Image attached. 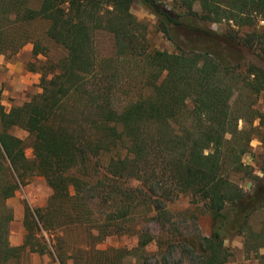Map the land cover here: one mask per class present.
Masks as SVG:
<instances>
[{
    "label": "trees",
    "instance_id": "trees-1",
    "mask_svg": "<svg viewBox=\"0 0 264 264\" xmlns=\"http://www.w3.org/2000/svg\"><path fill=\"white\" fill-rule=\"evenodd\" d=\"M134 1L172 52L150 48L129 11ZM253 20L263 21L260 31ZM220 22L229 24L220 34L207 27ZM231 26L251 30L242 39ZM99 30L111 38L108 57L97 55ZM41 38L64 56L39 62V93L8 112L0 106V264L24 248L57 264H123L152 242L157 264H226V227H246L264 205V188L245 194L231 179L257 131L251 122L264 127L252 109L264 69L233 59L240 48L264 58V0H0V55L26 43L33 57L45 55ZM235 92L242 99L232 106ZM11 127L32 139L30 160ZM32 175L50 194L43 208L24 207L22 244L11 246L4 203ZM180 195L209 214L208 236L175 226L167 205ZM125 234L136 240L130 251L95 246Z\"/></svg>",
    "mask_w": 264,
    "mask_h": 264
},
{
    "label": "rangeland",
    "instance_id": "rangeland-1",
    "mask_svg": "<svg viewBox=\"0 0 264 264\" xmlns=\"http://www.w3.org/2000/svg\"><path fill=\"white\" fill-rule=\"evenodd\" d=\"M169 2L170 0H166ZM197 9V7H195ZM130 13L146 26L147 41L150 48L172 52L173 46L155 28V18L138 2L134 1L129 8ZM253 20V27L260 31L263 21ZM225 22L209 24L207 27L215 34H220L227 29ZM236 32L237 38H245L251 29H237L231 26ZM43 25L33 24L31 29L40 32ZM97 55L108 57L112 54V43L109 34L97 31L94 36ZM41 45L46 47L45 55H31L32 45L24 44L15 54L0 55V106L4 112L15 106H20L27 102L33 95L40 92L38 87L40 74L36 72L41 62L49 59L55 62L64 56V51L44 40L40 39ZM239 66L251 64L264 69V58L253 48H240L233 56ZM40 62V64H39ZM35 71V72H34ZM133 78V77H131ZM130 78V79H131ZM129 79V80H130ZM241 97L237 92L230 99V104L234 106ZM187 103V108H190ZM252 109L264 114V90L253 97ZM249 120L251 117L247 116ZM253 127H257L254 137L249 143L248 153L242 156V171L231 175V179L242 189L243 193L250 194L259 188H264V127H258V121L251 122ZM243 126L241 120L238 121V128ZM8 132L20 139L24 146V156L32 158V139L20 128L11 127ZM50 189L44 179L39 175H32L24 180L15 194L5 201V206L10 209L12 220L8 225V241L11 246H20L23 239V229L21 225L24 207L43 208ZM171 214V219L175 226L185 233H194L197 230L201 235L208 236L211 230L209 214L197 202L193 201L189 195H180L176 200L167 205ZM231 215L228 216V219ZM144 229L153 237L159 236V230L155 222H147ZM223 246L231 254L226 264H264V205L257 207L248 217L246 227L233 229L228 225L223 234ZM84 239V238H81ZM69 242L76 245L80 242L79 237H70ZM136 245V240L131 235L107 237L102 243L95 245L98 249H125L130 251ZM123 259V264H140L145 261L147 264H157L154 242L140 250H136ZM176 259V255L171 258V262ZM11 264H57L56 260L47 254L38 255L30 253L27 248L20 251L18 258Z\"/></svg>",
    "mask_w": 264,
    "mask_h": 264
},
{
    "label": "built area",
    "instance_id": "built-area-1",
    "mask_svg": "<svg viewBox=\"0 0 264 264\" xmlns=\"http://www.w3.org/2000/svg\"><path fill=\"white\" fill-rule=\"evenodd\" d=\"M261 22V21H260Z\"/></svg>",
    "mask_w": 264,
    "mask_h": 264
}]
</instances>
